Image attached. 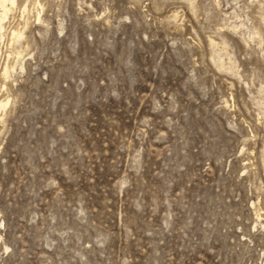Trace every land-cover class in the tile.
<instances>
[{
    "label": "rangeland",
    "instance_id": "rangeland-1",
    "mask_svg": "<svg viewBox=\"0 0 264 264\" xmlns=\"http://www.w3.org/2000/svg\"><path fill=\"white\" fill-rule=\"evenodd\" d=\"M0 104V264H264V0H0Z\"/></svg>",
    "mask_w": 264,
    "mask_h": 264
},
{
    "label": "bare ground",
    "instance_id": "bare-ground-1",
    "mask_svg": "<svg viewBox=\"0 0 264 264\" xmlns=\"http://www.w3.org/2000/svg\"><path fill=\"white\" fill-rule=\"evenodd\" d=\"M5 1V0H4ZM11 2H12V0H11ZM3 15L5 16V11H3ZM13 35V34H12ZM18 37H20V36H18ZM5 106V104L3 105V104H0V108L1 107H4Z\"/></svg>",
    "mask_w": 264,
    "mask_h": 264
}]
</instances>
